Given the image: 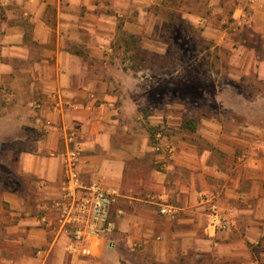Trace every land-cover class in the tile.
<instances>
[{
  "label": "crops",
  "instance_id": "obj_1",
  "mask_svg": "<svg viewBox=\"0 0 264 264\" xmlns=\"http://www.w3.org/2000/svg\"><path fill=\"white\" fill-rule=\"evenodd\" d=\"M166 1L0 0V85H11L22 97L20 105L0 116V146L13 144L0 163L15 164L33 190L30 195L10 189L2 194L0 264H131L129 255L135 251L168 261L206 246L236 255L248 241L264 238V137L238 138L243 152L229 145L223 162L194 148L187 153L192 158L177 153L167 158L154 152L148 138L131 136L126 117L143 105L118 104L112 79L98 71L99 63L112 61L109 52L121 31L145 34L149 49L160 44L165 18L156 8ZM180 1L185 9L186 0ZM206 1L211 16L230 6L233 24L239 25L233 39L248 51L244 61L255 71L264 69V0ZM214 139L215 145L221 143ZM250 144L255 147L248 149ZM69 147L79 149L84 180L121 194L125 213L116 230L101 238H72L47 210L45 200L60 196L61 154ZM133 163L147 167L148 180L142 176L130 185ZM186 164L201 168L205 178L213 175L215 183L206 188L218 198L227 218L225 230L214 231L209 222L191 224L188 213L197 220L202 215L198 201L183 206L177 219L159 214L162 202L187 201L188 181L171 183Z\"/></svg>",
  "mask_w": 264,
  "mask_h": 264
},
{
  "label": "rangeland",
  "instance_id": "obj_2",
  "mask_svg": "<svg viewBox=\"0 0 264 264\" xmlns=\"http://www.w3.org/2000/svg\"><path fill=\"white\" fill-rule=\"evenodd\" d=\"M180 3V0H168L156 8L165 18L158 39L159 45L149 49L144 47L145 34L132 38L130 34L121 31L117 47L109 52L112 57L108 60L112 61L99 63L98 71L105 78L112 79L113 91L119 96L118 104L138 101V104L143 105L140 109L130 111L129 117H126L132 137L148 138L154 152L166 155L167 158L173 153L192 158L187 153L194 152V148L199 153L211 152L209 156L223 162L227 146H236V153L243 152L244 144L238 143V138L246 137L256 141V137H264V69L255 71L244 61L248 51L238 46L233 39L236 26L239 25L233 24L229 5H226L220 16H211L206 0H186L185 9H181ZM186 12H191V16L186 15ZM197 12H200L202 18L196 16ZM244 38H249V35L244 34ZM140 47L144 51H140ZM39 49L36 47L37 51ZM17 64L19 67L24 65L22 62ZM117 71L120 75L114 78ZM21 98L11 85L1 84L0 116L20 105ZM31 98L36 99L37 96L27 99ZM215 137L221 143L215 145L212 141ZM251 146L248 149L255 147ZM12 147L10 142L1 144L0 156ZM149 157H146L148 162ZM161 161L164 164L165 160ZM187 162L190 163V160ZM15 166L13 163H0V205L4 202L2 194L6 189L28 195L33 193L30 178L18 173ZM183 167L179 169L182 174L175 173L171 183L177 186L180 181H188L187 201L163 204H172L178 208L191 206L201 201L200 193H209L206 184L215 183L210 179L214 178L213 175L206 174L207 178L200 175L201 168H190L187 164ZM130 173V185L136 184L142 176L149 179L147 167L139 163L132 164ZM51 202L50 199L45 200L48 205ZM202 207L199 220L191 213L186 215L191 224L196 221L199 226L210 223L211 208L208 204ZM53 213L59 223L58 212ZM178 215L172 219H177ZM3 236L0 234V245ZM248 242L247 246H243L245 249H239L236 255H227L228 248L213 252L206 246L189 249L168 261H156L150 255L135 251V255H129L130 263L264 264V238ZM85 258L86 255L81 256V259Z\"/></svg>",
  "mask_w": 264,
  "mask_h": 264
},
{
  "label": "built area",
  "instance_id": "obj_3",
  "mask_svg": "<svg viewBox=\"0 0 264 264\" xmlns=\"http://www.w3.org/2000/svg\"><path fill=\"white\" fill-rule=\"evenodd\" d=\"M63 175L59 186L60 196L47 204V210L58 212L59 225L76 240L101 238L116 230L118 219L125 211L120 207V192L105 188L96 181H86L80 171V152L77 147H69L62 154ZM202 205L211 208L210 224L214 231L225 230L228 226L213 193H200ZM181 208L163 204L160 214L176 217Z\"/></svg>",
  "mask_w": 264,
  "mask_h": 264
},
{
  "label": "trees",
  "instance_id": "obj_4",
  "mask_svg": "<svg viewBox=\"0 0 264 264\" xmlns=\"http://www.w3.org/2000/svg\"><path fill=\"white\" fill-rule=\"evenodd\" d=\"M132 38H135V36H133V35H130ZM140 49V51L142 50V48L140 47L139 48ZM142 51H144V50H142Z\"/></svg>",
  "mask_w": 264,
  "mask_h": 264
}]
</instances>
